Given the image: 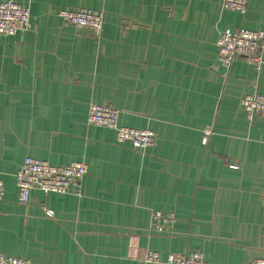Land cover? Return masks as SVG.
Instances as JSON below:
<instances>
[{"label":"crops","instance_id":"0c3cea01","mask_svg":"<svg viewBox=\"0 0 264 264\" xmlns=\"http://www.w3.org/2000/svg\"><path fill=\"white\" fill-rule=\"evenodd\" d=\"M13 1L33 28L0 36V253L32 264H140L150 250L264 260V117L249 121L241 104L264 95V67H223L217 48L227 29L264 27V0L244 14L222 0ZM64 10L100 12L104 27L68 25ZM92 103L153 131L155 145L139 151L88 125ZM27 157L86 164L82 197L34 191L21 204ZM155 211L177 216L167 234L154 231Z\"/></svg>","mask_w":264,"mask_h":264},{"label":"built area","instance_id":"2783aa9c","mask_svg":"<svg viewBox=\"0 0 264 264\" xmlns=\"http://www.w3.org/2000/svg\"><path fill=\"white\" fill-rule=\"evenodd\" d=\"M250 0H222V8L228 11L246 13ZM61 19L76 28H90L101 31L104 27V16L90 10H64L59 13ZM33 28L30 9L13 0L0 3V36L13 37L28 32ZM218 60L223 67L231 68L237 60L261 69L264 67V27L258 30L227 29L221 32L217 42ZM242 107L249 121L264 117V95L254 93L245 95ZM120 111L111 105L92 103L89 107L87 124L102 127L116 132L117 141L130 144L136 150L146 151L156 143V134L150 130L132 129L119 123ZM210 132L205 133L206 143ZM237 169V166H232ZM89 170L86 164L75 162L70 165H51L45 160L27 157L16 173V183L20 192L19 202L28 204L34 191L45 194L72 195L81 198L83 180ZM5 197V185L0 180V201ZM53 214L50 212V216ZM177 222L172 212L155 211L152 225L158 234H167ZM0 264H32L30 260L0 253ZM140 264H213L206 260L202 252L186 254H169L162 259L158 251L150 250ZM250 264H264L259 259Z\"/></svg>","mask_w":264,"mask_h":264}]
</instances>
